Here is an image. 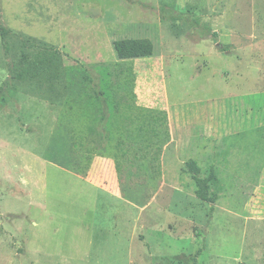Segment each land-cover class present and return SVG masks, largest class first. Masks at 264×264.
Listing matches in <instances>:
<instances>
[{
	"label": "rangeland",
	"instance_id": "obj_1",
	"mask_svg": "<svg viewBox=\"0 0 264 264\" xmlns=\"http://www.w3.org/2000/svg\"><path fill=\"white\" fill-rule=\"evenodd\" d=\"M1 27L0 264H264V0H0Z\"/></svg>",
	"mask_w": 264,
	"mask_h": 264
},
{
	"label": "trees",
	"instance_id": "obj_2",
	"mask_svg": "<svg viewBox=\"0 0 264 264\" xmlns=\"http://www.w3.org/2000/svg\"><path fill=\"white\" fill-rule=\"evenodd\" d=\"M210 30V29H209ZM214 35L216 33H213ZM7 31L0 28L1 44L5 47ZM113 50L118 60H129L138 58H148L153 55V43L146 38L140 39H120L113 42ZM189 171L193 173L194 180L197 185L195 195L206 202L214 203V199L209 194L208 179H201L198 176L199 168L194 161L187 163Z\"/></svg>",
	"mask_w": 264,
	"mask_h": 264
},
{
	"label": "crops",
	"instance_id": "obj_3",
	"mask_svg": "<svg viewBox=\"0 0 264 264\" xmlns=\"http://www.w3.org/2000/svg\"><path fill=\"white\" fill-rule=\"evenodd\" d=\"M251 40H252L251 43L254 44V43L257 41V36H253V37H251ZM256 43H257V42H256Z\"/></svg>",
	"mask_w": 264,
	"mask_h": 264
}]
</instances>
